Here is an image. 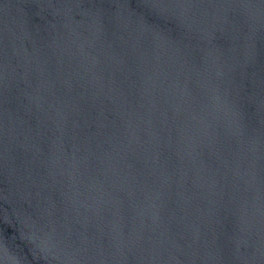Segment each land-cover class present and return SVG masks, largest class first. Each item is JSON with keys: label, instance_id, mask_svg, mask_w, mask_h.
Masks as SVG:
<instances>
[{"label": "water", "instance_id": "95a60500", "mask_svg": "<svg viewBox=\"0 0 264 264\" xmlns=\"http://www.w3.org/2000/svg\"><path fill=\"white\" fill-rule=\"evenodd\" d=\"M0 264H264V0H0Z\"/></svg>", "mask_w": 264, "mask_h": 264}]
</instances>
